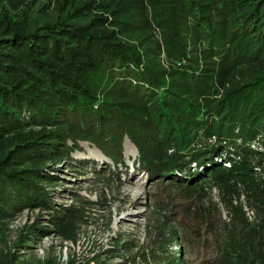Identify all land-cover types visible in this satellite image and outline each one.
I'll return each instance as SVG.
<instances>
[{
  "label": "trees",
  "instance_id": "trees-1",
  "mask_svg": "<svg viewBox=\"0 0 264 264\" xmlns=\"http://www.w3.org/2000/svg\"><path fill=\"white\" fill-rule=\"evenodd\" d=\"M122 136L206 264H264V0H0V225L53 208L47 160L84 139L121 163Z\"/></svg>",
  "mask_w": 264,
  "mask_h": 264
},
{
  "label": "rangeland",
  "instance_id": "rangeland-1",
  "mask_svg": "<svg viewBox=\"0 0 264 264\" xmlns=\"http://www.w3.org/2000/svg\"><path fill=\"white\" fill-rule=\"evenodd\" d=\"M158 32L156 29L155 33ZM78 141V148H72L68 159L46 161L51 175L48 179L54 182L42 183V188L49 193L53 208L28 206L0 225L3 264L7 263L1 256L10 253H18L23 263H35L46 257L61 264H206L210 261L214 251L209 240L189 235L184 225L176 221L179 209L159 201V188L166 181L149 177L144 167L139 166L138 150L126 136L119 140L117 154L122 158L121 163H113L95 143ZM190 168H194L193 164ZM212 194L216 201V190ZM68 208L76 214L65 217L64 222H71L69 238L65 239L51 219L62 216V212L67 214ZM174 221L178 223L177 238L171 234ZM34 224L43 229L42 233L39 230L34 235L28 233ZM25 233L33 238L26 239L30 245L14 246L20 234ZM178 250L184 251L182 260L178 259Z\"/></svg>",
  "mask_w": 264,
  "mask_h": 264
}]
</instances>
